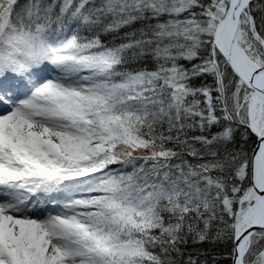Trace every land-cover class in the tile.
I'll return each instance as SVG.
<instances>
[{
	"label": "snow or ice",
	"instance_id": "1",
	"mask_svg": "<svg viewBox=\"0 0 264 264\" xmlns=\"http://www.w3.org/2000/svg\"><path fill=\"white\" fill-rule=\"evenodd\" d=\"M221 245L264 264V0H0V264Z\"/></svg>",
	"mask_w": 264,
	"mask_h": 264
},
{
	"label": "trees",
	"instance_id": "2",
	"mask_svg": "<svg viewBox=\"0 0 264 264\" xmlns=\"http://www.w3.org/2000/svg\"><path fill=\"white\" fill-rule=\"evenodd\" d=\"M204 248H210V246L208 244L203 245ZM211 252L214 255L217 254H222V253H226L227 252V248L224 245H221L220 247H215V248H211ZM217 258L220 262V264H228V261L225 260L224 256L222 255H217Z\"/></svg>",
	"mask_w": 264,
	"mask_h": 264
}]
</instances>
